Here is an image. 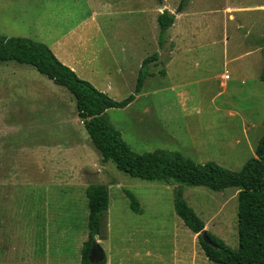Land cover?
I'll use <instances>...</instances> for the list:
<instances>
[{"label": "rangeland", "instance_id": "1", "mask_svg": "<svg viewBox=\"0 0 264 264\" xmlns=\"http://www.w3.org/2000/svg\"><path fill=\"white\" fill-rule=\"evenodd\" d=\"M62 1L58 9L49 3L44 28L55 15L75 23L89 9L100 14L98 24L87 21L65 46L49 47L36 37L34 0H0V36L37 40L61 63L72 58L81 69H99L92 86L116 102L133 94L141 63L157 54L134 102L106 111L131 151L179 152L234 172L254 156L264 132V0H190L185 7L182 0H115L120 8L112 14L102 7L109 0ZM161 3L174 24L160 47ZM90 185L109 192L95 237L105 264H215L176 215L177 189L206 232L237 248L236 189L145 181L103 163L68 91L31 66L0 62V264H80ZM125 192L141 213L129 209Z\"/></svg>", "mask_w": 264, "mask_h": 264}, {"label": "trees", "instance_id": "2", "mask_svg": "<svg viewBox=\"0 0 264 264\" xmlns=\"http://www.w3.org/2000/svg\"><path fill=\"white\" fill-rule=\"evenodd\" d=\"M190 0H182L183 7ZM158 45L164 43L166 32L174 24V16L164 10L157 18ZM264 56V47L262 48ZM157 54L143 60L133 94L116 102L91 84L79 79L67 66L59 62L45 44L21 37L0 36V62L14 61L31 66L36 71L68 91L75 100L77 116L82 122L94 148L103 163L111 162L116 169L145 181L172 182L192 187H204L214 192L229 188L237 190V248L229 249L221 240L207 232L215 247L203 242L198 235L204 229L203 221L193 212L175 190L173 208L184 226L197 235L198 244L208 261L215 264H264V132L258 141L254 157L239 172L223 169L214 163L196 164L179 152L155 150L137 154L122 140L121 134L109 121L106 111L124 109L134 102L144 80L150 76L148 65ZM161 74L164 72L161 71ZM259 80L264 84V66ZM264 125V120H263ZM129 209L141 213L139 202L129 192ZM87 200V240L82 244L80 264H92L88 255L95 237L102 231V218L109 205L108 188L90 185L85 191ZM106 261L100 263L105 264Z\"/></svg>", "mask_w": 264, "mask_h": 264}, {"label": "crops", "instance_id": "3", "mask_svg": "<svg viewBox=\"0 0 264 264\" xmlns=\"http://www.w3.org/2000/svg\"><path fill=\"white\" fill-rule=\"evenodd\" d=\"M34 1L36 2V14L34 16V19H35L34 24L37 26L36 37L39 41L45 42L46 45H48L49 47H52L55 45H60V44L65 46L64 40L70 34H72L75 31L76 27L81 26L83 23H85L87 21L98 24L96 17L100 14H98L94 10L89 9L88 12L86 13L85 17L79 18V20L75 23H72L73 21H75V18L74 17L71 18L69 14H64V16H62V18H59V19H62L63 22L59 21V19L55 15V17L52 18L54 20L53 21L54 25L52 27H49V28L48 27L44 28L43 25L47 24L46 22H44V19L45 18L48 19L49 17L53 16L52 12L48 16L49 12H47V11H48V9H50L49 3L52 4L53 8L56 7V9H58L59 5H61L64 2L62 0H34ZM84 1L85 2H92L93 0H78V2H84ZM65 2H66V0H65ZM119 4H120V2L118 3V6H117V3L115 0L113 2L111 0H109V2H106V4L103 5L102 7L106 10L107 14H112L111 12L113 10H118L120 8ZM74 5H76V4H74ZM165 9H166V7L161 3L160 9H158L156 11L157 17ZM230 10H231L230 8L226 9V11H230ZM46 16H48V17H46ZM68 24H70V25H68ZM44 37H46L47 39L50 38V40H46ZM114 39L118 42V36H115ZM139 39H140V37H139ZM116 49L118 50V43L116 45ZM109 52L112 53L113 51L110 50ZM61 57H63V56L61 55ZM58 59H60V58H58ZM60 61H62L63 65L65 64L66 66L69 67V69L74 71V73L77 74L76 76L79 77V79L81 78V80L86 81L91 85H92V76H93L94 72H97L99 70V69H81V67H82L81 65H83V64L75 63L72 58H64L63 60H60ZM63 61H65V62H63ZM78 67H79V69H78ZM224 75L225 74L222 75L221 79L223 78ZM228 77H229V75H228ZM228 80H230V77L228 78ZM228 80H223V81H228ZM107 83L108 84L106 87L108 88L110 86L109 80H107ZM194 238L197 239L196 234H194ZM199 248H200V246H199ZM200 250H201V248H200ZM146 254H148V253H146ZM148 258H152V257H148ZM153 259L154 260L158 259V257L153 256Z\"/></svg>", "mask_w": 264, "mask_h": 264}, {"label": "water", "instance_id": "4", "mask_svg": "<svg viewBox=\"0 0 264 264\" xmlns=\"http://www.w3.org/2000/svg\"><path fill=\"white\" fill-rule=\"evenodd\" d=\"M181 9H179L176 13H179ZM198 235L201 237V239L205 244L215 247L212 241L209 239L205 229H203ZM88 259L89 262L92 264H100L105 260L104 251L102 250V248L100 247V245L96 240H94L91 244V249L88 255Z\"/></svg>", "mask_w": 264, "mask_h": 264}, {"label": "built area", "instance_id": "5", "mask_svg": "<svg viewBox=\"0 0 264 264\" xmlns=\"http://www.w3.org/2000/svg\"><path fill=\"white\" fill-rule=\"evenodd\" d=\"M228 78H229V77H228V75H227V74H225V75L223 76V78H222V79H223V80H228Z\"/></svg>", "mask_w": 264, "mask_h": 264}]
</instances>
